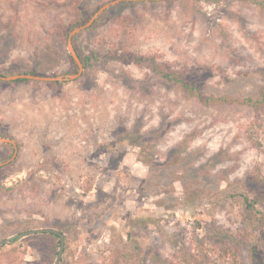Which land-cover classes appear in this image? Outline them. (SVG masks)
Here are the masks:
<instances>
[{
	"label": "rangeland",
	"instance_id": "rangeland-1",
	"mask_svg": "<svg viewBox=\"0 0 264 264\" xmlns=\"http://www.w3.org/2000/svg\"><path fill=\"white\" fill-rule=\"evenodd\" d=\"M111 1L0 0V72L77 73L68 36ZM126 3L73 40L89 64L78 80H0V133L19 149L0 168V240L56 228L61 264H260L264 106H205L118 57L160 56L205 95L257 99L264 0ZM159 128L168 132L152 142ZM189 136V158L175 162ZM13 153L0 144V163ZM244 196L258 198L254 209ZM59 246L24 237L0 247V264H55Z\"/></svg>",
	"mask_w": 264,
	"mask_h": 264
},
{
	"label": "trees",
	"instance_id": "trees-1",
	"mask_svg": "<svg viewBox=\"0 0 264 264\" xmlns=\"http://www.w3.org/2000/svg\"><path fill=\"white\" fill-rule=\"evenodd\" d=\"M124 3V2H123ZM123 3L119 4L122 5ZM126 4H136V2L131 3L127 2ZM115 7H112L114 9ZM101 18V17H100ZM100 18L94 23V26H96L100 22ZM90 19V18H89ZM90 27V28H92ZM78 35H76L73 40L75 41ZM67 37V33H66ZM76 51L78 52L77 48L75 47ZM79 56L82 59L83 65L85 67V70L88 68L89 64L88 61L80 55ZM71 57V56H70ZM119 60L124 62L133 63L134 65L138 67H147L151 69L152 73L155 74L158 78L165 80L167 82H170L174 84L178 90L188 99H195L202 103L205 106H214L218 107L220 105L225 104H233L234 102H241L242 104H245L247 106H250L254 108L257 111H261L264 106V94L260 96L257 99L253 98H244L241 101H238V99H233L229 95H205L201 89L194 83L190 82L186 77V72L184 69H179L173 66V64L169 61H161L159 60L160 56L156 57L155 55H137V54H123L119 55ZM72 59V58H71ZM73 61V59H72ZM74 62V61H73ZM75 63V62H74ZM77 66V65H76ZM31 74H35L34 72H31ZM0 75H4L0 72ZM36 75V74H35ZM29 80H18L15 82H27ZM54 85L59 84L58 82H52ZM167 130H164L163 128H159L154 131L152 134V142H158L164 138V136L167 134ZM128 137L124 138H130L133 134L130 132L127 134ZM0 137H6L9 136L0 133ZM137 138V137H136ZM126 140V139H125ZM191 141V136L184 138L178 146H176L171 156L176 157L175 162L180 158L183 157L181 160L185 161L186 158H189L188 155H184L188 151V144ZM10 145V144H8ZM190 155H194L193 152L190 153ZM171 157V158H172ZM244 202L248 205L247 207L249 209H254L255 206L258 203V198H252L249 199L248 196H244ZM52 235V234H51ZM56 237L59 240V237L56 235H52ZM185 264H204V261L201 257H187L185 259ZM260 264H264V255L260 259Z\"/></svg>",
	"mask_w": 264,
	"mask_h": 264
},
{
	"label": "water",
	"instance_id": "water-1",
	"mask_svg": "<svg viewBox=\"0 0 264 264\" xmlns=\"http://www.w3.org/2000/svg\"><path fill=\"white\" fill-rule=\"evenodd\" d=\"M162 1H166V0H114L100 7L86 23L73 29L68 36V51L70 53L71 58L73 59V61L75 62L78 68L77 73L73 75H60L56 77L42 76V75H35V74H17V75H11V76L0 75V80L7 81V82H15L18 80H29V81H38V82H43V83L76 81L82 77L85 71V67L83 65L82 59L79 56L73 44V38L76 35L92 27L94 23L101 17V15L104 12H106L108 9H110L111 7L117 4H120L123 2L134 3V2H162ZM0 144H10L14 147V153L12 157L8 161L4 163H0V168H2V167H5L11 164L12 162L16 160L19 149H18L17 143L13 139H10V138L0 137ZM37 234H52V235H56L59 237L60 246H59V251L57 253L55 264H61L62 257L65 251V246H66V236L62 231L56 228H53V227L36 228V229L23 231L21 233L15 234L9 238L0 240V247L6 246V245H9V246L13 245L16 241H18L21 238L28 237L31 235H37Z\"/></svg>",
	"mask_w": 264,
	"mask_h": 264
},
{
	"label": "flooded vegetation",
	"instance_id": "flooded-vegetation-1",
	"mask_svg": "<svg viewBox=\"0 0 264 264\" xmlns=\"http://www.w3.org/2000/svg\"><path fill=\"white\" fill-rule=\"evenodd\" d=\"M13 163V162H12ZM10 165V164H9Z\"/></svg>",
	"mask_w": 264,
	"mask_h": 264
}]
</instances>
